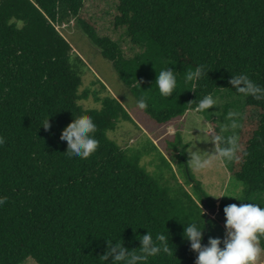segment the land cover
I'll return each mask as SVG.
<instances>
[{"label": "trees", "instance_id": "16d2710c", "mask_svg": "<svg viewBox=\"0 0 264 264\" xmlns=\"http://www.w3.org/2000/svg\"><path fill=\"white\" fill-rule=\"evenodd\" d=\"M72 23L137 101L145 98L144 110L158 125L196 111L214 126L223 124L219 137L225 139L218 143L224 148L231 147L226 133L236 122V145L231 158H223L243 186L244 203L264 207V0L0 1V197L8 198L0 207V264L30 258L37 264H108L101 257L107 241L139 254L138 239L147 230L167 235L171 251L146 264H195L197 253L183 239L182 224L200 219L203 211L206 245L209 237L225 235L223 208L241 201L217 206L190 169L192 144L181 131L167 142L186 185L153 141L148 156L163 177L143 165L142 152L110 138L122 123L138 125L119 100L101 97L103 84L102 91L90 85L80 92L82 77L92 70L60 31ZM198 65L208 75L188 81ZM168 66L177 71L178 83L166 98L154 82ZM249 82L255 91L248 90ZM224 91L245 99L239 115L240 103L236 109L220 101L198 109L209 94L224 100L218 95ZM90 97L101 110L80 105ZM84 116L97 125L99 147L88 159L69 160L63 132ZM46 118L49 130L41 126ZM216 209L220 219L208 214ZM259 245L264 251V235Z\"/></svg>", "mask_w": 264, "mask_h": 264}, {"label": "rangeland", "instance_id": "374dc122", "mask_svg": "<svg viewBox=\"0 0 264 264\" xmlns=\"http://www.w3.org/2000/svg\"><path fill=\"white\" fill-rule=\"evenodd\" d=\"M71 27H73V23ZM64 28L67 27L62 26L60 31L74 47V53L82 55L88 67L92 70V73L89 74L87 72V76L84 75L82 77L83 85L80 92L89 88L90 85H92L95 90L102 91L103 84L108 91L103 90L101 97L112 96L119 100L127 108L138 125L137 127L131 123H122L116 131L110 132L109 136L112 140L116 141L124 148L129 150L134 149L138 154L142 152L143 154L141 156L144 157L143 165L145 163L147 164L146 167L149 169V172L152 171L151 174L163 177L165 175L164 171L157 167L155 168L153 159L148 156V151L151 149L150 141H153L173 166L174 172H176L179 177V182L186 185L183 176L179 172L178 160L171 156L172 154L175 156L177 153L169 149L167 142L168 138H173L178 131H181L185 137L184 142L192 144L187 151V156L190 158V169L195 178L202 183L203 189L215 200L217 206L220 205L221 200H235V198L228 196L236 195L239 197L241 195L243 186L231 176L224 158L220 155L222 148L221 145L219 147L216 137L225 134L224 126H222L223 124L217 123V125L214 126L196 111H189L183 119L173 121L166 126L158 125L144 109H140L137 106V99L124 86L112 63L102 56L100 50L92 44L82 31L73 27L72 29L70 28V30L66 29L64 32ZM92 81H96L97 83L94 85ZM98 81H100V83ZM218 95L224 96L225 99L220 100V97H217V102L220 101L221 104H229L234 109H236L240 103L242 107L236 113L237 115L240 114L244 105L242 101L244 102L245 99L239 96L238 92L230 93L224 91ZM80 105L87 110L102 109L101 103L96 102L93 97L81 101ZM233 124H235L234 129H232L233 131L231 133H226V135L228 138L235 137V140H237V132H235L237 123L233 121V123H230V126L232 127ZM234 132L235 134H233ZM194 155H199L201 157V164L199 166L194 162ZM157 161L162 163L160 158H157ZM187 189L191 190V186H187ZM262 198H264V196H262ZM217 212L218 209H216L214 213L213 211H209L208 214L212 218L220 219ZM219 222L225 230V221L220 219ZM224 236L225 235H220L219 238L223 239ZM221 247H223V245H221ZM24 264L37 263L30 258ZM256 264H264L263 250Z\"/></svg>", "mask_w": 264, "mask_h": 264}, {"label": "clouds", "instance_id": "9594fccd", "mask_svg": "<svg viewBox=\"0 0 264 264\" xmlns=\"http://www.w3.org/2000/svg\"><path fill=\"white\" fill-rule=\"evenodd\" d=\"M205 66L198 65L194 72H188L186 79L191 81L194 77L200 79L208 75ZM177 71L167 68L162 69L157 74L155 86L160 94L166 98L172 96L177 87ZM248 90L255 91L256 88L251 82L248 83ZM216 99L211 94L205 96L200 102L198 109H212L216 106ZM140 109H147L148 104L145 98L141 97L137 101ZM235 115L234 113H230ZM45 130L50 129L49 118H46L42 125ZM235 127V124L232 125ZM227 130V126L225 128ZM97 125L91 116H84L76 119L75 123L66 127L63 132L61 144L67 145L64 151L69 160L88 159L99 147V140L96 138ZM224 140V137H216ZM5 139L0 136V146L4 145ZM226 144L231 147H224L220 155L231 158L232 149L236 145L235 137L228 138ZM194 162L199 166L201 157L193 156ZM224 197V196H222ZM241 201L239 205L230 204L223 208L225 215V236L221 238L209 237L207 244H203V232L205 221L202 219L192 220L187 226L183 225V239L190 243V248L197 253L195 264H256L262 249L259 247V236L264 235V207L254 203H244L242 197L228 196ZM6 196L0 197V207L7 203ZM211 223V221H209ZM139 254L135 250L126 249L119 241L109 242L108 251L101 257L108 264H146L150 257L161 253L169 254V238L160 233L153 235L147 230L146 234L140 236ZM223 245V247H221Z\"/></svg>", "mask_w": 264, "mask_h": 264}]
</instances>
